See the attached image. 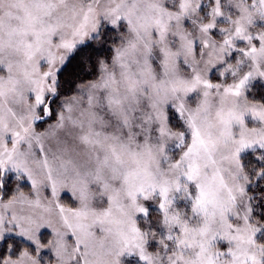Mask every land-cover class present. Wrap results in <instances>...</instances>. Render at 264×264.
Instances as JSON below:
<instances>
[{
	"label": "snow or ice",
	"instance_id": "obj_1",
	"mask_svg": "<svg viewBox=\"0 0 264 264\" xmlns=\"http://www.w3.org/2000/svg\"><path fill=\"white\" fill-rule=\"evenodd\" d=\"M0 264H264V0H0Z\"/></svg>",
	"mask_w": 264,
	"mask_h": 264
}]
</instances>
